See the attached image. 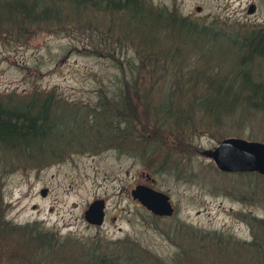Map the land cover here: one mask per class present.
Masks as SVG:
<instances>
[{
  "label": "rangeland",
  "instance_id": "obj_1",
  "mask_svg": "<svg viewBox=\"0 0 264 264\" xmlns=\"http://www.w3.org/2000/svg\"><path fill=\"white\" fill-rule=\"evenodd\" d=\"M141 1L222 34L195 48L182 42L189 48L182 67L163 57L160 65L146 66L133 44H114L106 27L89 20L93 11L81 13L87 22L76 28L30 30L22 38L0 26V100L52 92L51 112L62 122L61 138L44 150L47 160L19 161L0 150V218L13 224L12 260L1 249L0 264H99L103 259L121 264L125 256L139 261L133 264H264V176L222 172L200 155L227 137L264 143V111L241 107L212 129H190L176 137L167 131L177 121L169 119L175 109L171 103L155 113L159 99L151 109L137 110V133L126 137L120 133L125 119L115 116L113 107L125 85L139 99L142 90L154 98L155 91L165 93L173 85L196 91L216 77L232 79L228 74L237 68L242 36L264 26V0ZM251 5L254 12L248 14ZM91 23L97 32L87 29ZM251 67L253 78L264 81V60ZM163 96L177 99L173 92ZM184 105L193 128L198 111ZM63 123L76 124L75 131L68 134ZM152 130L160 132L144 135ZM151 144L155 151L149 153L145 146ZM64 147L65 153L58 150ZM137 185L165 193L172 215L156 217L134 200L130 192ZM96 199L105 205L101 226L83 217Z\"/></svg>",
  "mask_w": 264,
  "mask_h": 264
},
{
  "label": "trees",
  "instance_id": "obj_2",
  "mask_svg": "<svg viewBox=\"0 0 264 264\" xmlns=\"http://www.w3.org/2000/svg\"><path fill=\"white\" fill-rule=\"evenodd\" d=\"M88 11H93L96 14L89 20L96 23V27L99 25L106 27V34L109 39L114 40V44L122 41L133 44L141 62L144 61L146 66L160 65L162 61L164 62L161 59L163 57L170 63L182 67L186 54L189 52L188 47L181 46L182 42L184 44L187 42L191 46L190 48H195L202 42L206 40L210 42L222 34L209 29L206 25L195 24L186 18L176 16V14L167 16L164 11H153L147 8L141 0H0V26L3 33L9 36L14 34L22 38L30 30L76 28L75 26L87 22L80 19V15ZM114 14H119V16H114ZM120 15H122L121 18ZM92 23L91 27L87 29L97 32ZM111 26H116V28L113 30L110 28ZM100 33L105 35V30ZM159 34H162L165 40L163 47H160V44L163 43L159 41ZM169 40L178 47L170 48ZM238 44L242 54L237 60V68L228 74L232 79L225 82L224 76H219L203 85L201 90L196 91L194 89L193 91L191 89L183 90L181 85H173V87L169 85L170 88L163 92L177 94V99H174L177 100V105L172 98L163 96L165 93H161V89L154 92L156 95L154 98L149 95L150 90H142L145 93L144 97L137 99L136 96L131 95L125 85L119 100L113 105L116 110L113 114L125 119L123 131L121 130L120 133L126 137L128 134L133 136L137 133L136 127L133 125L134 119L139 113L137 110L141 113L145 112L147 107L152 108H150L151 102H157L159 99L160 103L156 105L157 112L155 113L164 112L171 103L175 109L169 108L171 111L169 119L175 117L177 121L172 124L169 122L172 126L167 131L172 130L171 132L176 137L183 136V132L186 133L190 129L193 130V133L194 129L198 128L212 129L213 126L218 125L222 117H226L232 111L240 110L241 107L264 111V81L256 77L253 78L251 67L254 60H264V26L249 29V32L242 36ZM150 93L152 94V92ZM188 96H193V98L188 100ZM132 100L138 102L137 107L130 105ZM185 102H189L191 107L198 111L197 115L200 119L197 123H193L195 126L193 128L188 122L191 112L189 107L184 105ZM54 106L56 104L52 92H36L16 100H11L9 97L4 101L0 100V150L5 149L12 153L14 159L19 161L38 163V160L41 162L44 159L47 160L49 156L44 150L58 142L60 137L58 134L61 131L62 122L57 115L51 112ZM155 113H150V116L154 117ZM63 125L68 134L75 131L76 124L71 128L66 123ZM163 125H165V121ZM155 131L152 130L150 134L144 133V135L155 137V134L160 132ZM151 139L153 140V138ZM148 140V137L145 138V141ZM64 142H66L65 139ZM145 147L149 153L155 151L154 144ZM58 150L65 153L67 149L64 147ZM34 152H38V155ZM9 236L13 237V224L0 218V243H2L0 250H3L4 255H8L10 252L9 258L12 260L13 244L9 242ZM124 258L125 263L121 264L139 263L132 257L125 256ZM99 264L118 263L103 259Z\"/></svg>",
  "mask_w": 264,
  "mask_h": 264
},
{
  "label": "water",
  "instance_id": "obj_3",
  "mask_svg": "<svg viewBox=\"0 0 264 264\" xmlns=\"http://www.w3.org/2000/svg\"><path fill=\"white\" fill-rule=\"evenodd\" d=\"M253 12L254 6L251 5L247 13L252 14ZM201 155L211 160L219 171L250 172L264 176V143L227 137L220 140L213 149L203 150ZM45 192L42 190L41 195L44 196ZM130 194L134 200L154 215L169 216L173 212L169 197L161 191L149 186L137 185ZM104 206L102 199L94 200L84 211V219L90 224L100 226L103 223Z\"/></svg>",
  "mask_w": 264,
  "mask_h": 264
},
{
  "label": "flooded vegetation",
  "instance_id": "obj_4",
  "mask_svg": "<svg viewBox=\"0 0 264 264\" xmlns=\"http://www.w3.org/2000/svg\"><path fill=\"white\" fill-rule=\"evenodd\" d=\"M200 155H201V152H200ZM146 176H148V175H146ZM150 185V184H149ZM146 186V185H145ZM148 211V210H147ZM150 212V211H149ZM151 213V212H150ZM152 214V213H151ZM152 215H154V214H152ZM172 215V214H171ZM154 216H156V217H166V216H158V215H154ZM170 216V215H169ZM105 220V212H104V218H103V221ZM103 224V223H102Z\"/></svg>",
  "mask_w": 264,
  "mask_h": 264
}]
</instances>
